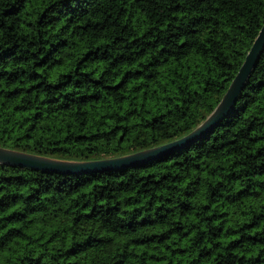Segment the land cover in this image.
<instances>
[{
    "label": "trees",
    "instance_id": "trees-1",
    "mask_svg": "<svg viewBox=\"0 0 264 264\" xmlns=\"http://www.w3.org/2000/svg\"><path fill=\"white\" fill-rule=\"evenodd\" d=\"M264 0H0V147L172 143L217 105ZM0 264H264V50L229 113L116 169L0 165Z\"/></svg>",
    "mask_w": 264,
    "mask_h": 264
},
{
    "label": "water",
    "instance_id": "water-1",
    "mask_svg": "<svg viewBox=\"0 0 264 264\" xmlns=\"http://www.w3.org/2000/svg\"><path fill=\"white\" fill-rule=\"evenodd\" d=\"M264 50V22L250 46L236 75L211 113L186 136L163 146L146 149L121 157L96 161L59 160L0 147V165L27 167L56 173H76L103 169H116L145 162L155 155L173 150L177 146L199 137L226 116L244 89Z\"/></svg>",
    "mask_w": 264,
    "mask_h": 264
}]
</instances>
